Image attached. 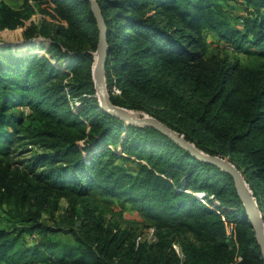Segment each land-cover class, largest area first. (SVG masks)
I'll list each match as a JSON object with an SVG mask.
<instances>
[{
	"label": "trees",
	"instance_id": "16d2710c",
	"mask_svg": "<svg viewBox=\"0 0 264 264\" xmlns=\"http://www.w3.org/2000/svg\"><path fill=\"white\" fill-rule=\"evenodd\" d=\"M45 1L55 14L43 11L65 22L40 27L49 47L45 41L40 46L51 56L32 45L17 53L0 48V152L9 154L22 142L43 149L37 148L24 167L0 165V201L26 211L16 236L0 229V260L28 256L17 245L25 232L54 231L42 221L52 201L73 194L85 200L102 190L139 199L156 221L190 234L185 258L162 231L156 241H142L132 229L105 225L103 215L81 201L73 209L80 222L71 231L76 244L50 243L47 248L59 249L47 259L62 264H263L227 172L194 157L157 128L131 125L98 109L93 65L99 30L90 1ZM96 1L108 28L106 83L112 103L146 111L205 153L228 157L243 171L264 216V0H241L248 11L242 29L218 0ZM34 12L28 2L17 9L0 0V29L24 27ZM36 28L27 29V38L36 37ZM205 31L255 61L244 65L210 54ZM66 87L84 98L86 108L74 110ZM18 106L27 113L18 112ZM88 112L89 126L83 120ZM130 156L147 161L136 175L116 173L123 170L114 163L109 169L110 159ZM198 193L204 199L213 195L219 204L204 203ZM222 212L235 224L234 237Z\"/></svg>",
	"mask_w": 264,
	"mask_h": 264
},
{
	"label": "rangeland",
	"instance_id": "374dc122",
	"mask_svg": "<svg viewBox=\"0 0 264 264\" xmlns=\"http://www.w3.org/2000/svg\"><path fill=\"white\" fill-rule=\"evenodd\" d=\"M10 6L14 8H20L22 4L26 2L33 5L35 12L32 17L26 22L24 27L17 29H0V48L3 49H12L13 51L21 52L24 49V46L32 45L35 49L40 51L42 54H47L51 56L50 53L46 50L45 46L41 47L43 41L45 45L49 47V42H47L46 37L43 35L44 31L40 28L42 24L49 23L52 26H58L60 24H65V22L57 17L52 18L49 14L43 10H47L50 13L55 14V11L52 9L49 3L45 0H5ZM225 7L227 13L230 15L232 22L240 29L244 23V19L247 17L248 11L245 10V5L241 0H218ZM32 26H37L34 33L36 37L29 39L27 38V29ZM52 36H54L52 34ZM204 37L208 43V52L210 54H218L230 58L232 61H239L244 65H250L255 61V57H250L243 51H239L234 48L233 44L228 43L222 40L212 31H205ZM30 41V42H27ZM245 47H248L245 45ZM56 53V52H55ZM69 56V55H68ZM96 58V55H95ZM64 62H59L58 66L63 67ZM95 64V62H94ZM94 67V65H93ZM66 69V66L63 67ZM108 88V87H107ZM65 91L67 92V100L69 104L80 109L86 108L84 105V98L80 96H73L70 92V88L66 87ZM109 91V90H108ZM116 93H119L116 91ZM90 98L91 97L88 95ZM94 96L98 97L97 92ZM99 99V98H98ZM100 101L98 109L100 106ZM18 112L24 111L27 113L28 109L25 106H18L16 108ZM81 110V111H82ZM137 116L149 115L150 113L143 110L130 109ZM155 118V117H154ZM91 119V112H88L86 117H83L85 123L89 126ZM117 151L120 150V146H112ZM38 148L33 146V144L28 142H22L19 145H14L12 152L9 154H4L0 152V165L6 166L11 164L13 167H24L29 160L32 159L34 152ZM38 150L42 151L40 148ZM127 156V154H125ZM228 158V157H226ZM229 159V158H228ZM112 161V162H111ZM109 169H113L114 164H118L123 171L116 173H129L131 175H136L140 171V164L147 163L146 160L143 162L136 159L135 156H130L128 159L116 158L114 160L110 159ZM114 163V164H113ZM245 176V175H244ZM100 191L97 195H92L89 197H83L85 200L81 199L78 195H69L68 197H62L58 200L52 201L51 205L45 209L42 213V221L47 226H50L54 231H47L42 229H36L33 231L25 232L21 237L19 236L18 247L19 251L28 252V256L25 258L19 257V255L13 260H0V264H62L55 259H47L46 256L53 251H58V247L49 246L50 243L64 245L70 247L76 244L74 235L71 233L72 229H77L79 227V220H75L73 215L74 204H77V207L81 205V201L90 206L95 210L96 215H103L104 224L109 226L118 225L121 229H132L137 234L139 239L142 241L154 242L157 239L156 232L162 231L165 237L172 238V246L175 249L176 253L181 257L185 258L184 253V242L187 239L192 240L193 237L190 234L183 233L179 230L178 227H173L175 225H167V223L158 222L155 220L154 214L149 215V212L146 213L147 209L143 208L144 204L140 203L139 199H131L122 194H112L108 191ZM199 197L204 203L209 204L213 202L214 205H218L219 202L214 198L213 195H210L209 199H204V193H198ZM127 199H125V198ZM83 205V204H82ZM212 205V204H211ZM25 210L18 209L13 203L9 200L3 199L0 201V229L13 230L14 236L17 235L18 228L22 225L24 217L21 213H25ZM161 213V212H160ZM163 214L160 215V217ZM223 219L225 221L227 233L230 237L233 236V227L234 222L231 221L226 212H222ZM24 224V223H23ZM21 229V228H19Z\"/></svg>",
	"mask_w": 264,
	"mask_h": 264
},
{
	"label": "water",
	"instance_id": "95a60500",
	"mask_svg": "<svg viewBox=\"0 0 264 264\" xmlns=\"http://www.w3.org/2000/svg\"><path fill=\"white\" fill-rule=\"evenodd\" d=\"M91 10L94 13L97 27L99 30V40L97 50L95 52V64L93 67V78L95 81L96 92L100 101L101 108L108 114L121 118L128 124L135 126H151L164 132L178 144L187 149L194 157L201 161L214 164L227 172L233 179L236 193L241 200L249 225L255 232L258 245L261 250V256L264 264V216L259 208L254 193L248 184L244 173L230 159L218 155L205 153L196 147V145L188 141L184 135L165 125L160 120L149 115L137 116L134 112L126 107L115 105L110 100L109 91L106 83V64L108 57V28L100 8L96 0H89ZM30 42V41H27Z\"/></svg>",
	"mask_w": 264,
	"mask_h": 264
}]
</instances>
